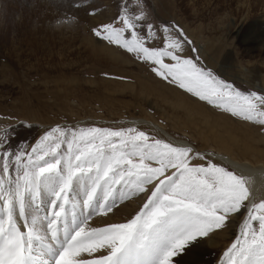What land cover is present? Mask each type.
Here are the masks:
<instances>
[{
	"label": "snow or ice",
	"instance_id": "snow-or-ice-1",
	"mask_svg": "<svg viewBox=\"0 0 264 264\" xmlns=\"http://www.w3.org/2000/svg\"><path fill=\"white\" fill-rule=\"evenodd\" d=\"M117 20L121 27L105 23L94 34L150 61L156 75L171 77L170 83L200 100L264 126V95L242 92L192 59H181L177 52L188 42L182 29L165 26V47L150 48L145 42L156 38L152 24L146 22L147 37L137 31L143 15ZM9 140L7 131L0 134V264H174L191 242L225 228L242 209L247 215L225 253L228 264H264V200L246 205V178L211 159L206 166L193 164L206 157L189 146L136 127L58 125L30 151L13 148ZM150 184L146 202L126 223L89 227L93 215H107L125 195L145 192ZM44 195L45 214L29 215ZM101 249L106 254L95 256Z\"/></svg>",
	"mask_w": 264,
	"mask_h": 264
},
{
	"label": "rangeland",
	"instance_id": "rangeland-1",
	"mask_svg": "<svg viewBox=\"0 0 264 264\" xmlns=\"http://www.w3.org/2000/svg\"><path fill=\"white\" fill-rule=\"evenodd\" d=\"M121 14L133 19L143 15L145 20L137 23L144 26L137 31L146 37V22L152 24L156 38L145 42L150 48L165 47V26L182 29L188 42L177 52L181 59H192L242 92L264 95V0H0V134L9 133L10 145H23L30 151L46 130L58 125L74 129L136 127L169 142L145 123H124L131 118L147 119L190 143L194 152L229 153L238 161L264 164V154L244 152L235 141L226 142L219 136L226 129L230 140L264 151V126L200 100L179 83H170L171 77L165 80L156 75L150 61L137 59L94 34L93 29L105 23L117 21L114 26L121 27L122 21L117 20ZM94 46L109 48L115 56L95 52ZM164 62L175 64L168 58ZM177 101L192 108L194 114L189 116L186 109L174 106ZM206 119L212 123H205ZM218 128L222 131L216 135ZM250 137L263 140L257 143ZM204 156L205 160L193 159L192 163L206 166L211 159L240 174L222 161ZM153 186L119 200L107 213L114 218L109 223H103L105 215L92 216L89 227L126 223L146 202ZM44 196L41 205L47 210L49 197ZM249 201L250 196L244 203ZM133 202L136 206L126 214L125 205L130 207ZM32 208L36 210L35 205ZM245 215L242 209L233 214L228 226L196 240L194 247L205 252L197 264H218L221 253L240 236L241 231L237 232ZM101 250L94 255H103L105 250ZM219 264H228V256Z\"/></svg>",
	"mask_w": 264,
	"mask_h": 264
},
{
	"label": "bare ground",
	"instance_id": "bare-ground-1",
	"mask_svg": "<svg viewBox=\"0 0 264 264\" xmlns=\"http://www.w3.org/2000/svg\"><path fill=\"white\" fill-rule=\"evenodd\" d=\"M90 40V39H89ZM262 44H264V43H262ZM90 46L92 45V44H89ZM96 45V44H95ZM89 47V46H88ZM92 49H94V51L95 52H100V53H102L103 51H105V52H108L109 54H112V55H114V53L109 49V48H106V47H102V46H94V48H92ZM112 49V48H111ZM89 51V50H88ZM102 51V52H101ZM89 53V52H88ZM91 53V52H90ZM93 55H94V52L92 53ZM107 55V54H106ZM111 55V56H112ZM261 55V54H260ZM96 56H97V54H96ZM101 56V55H100ZM100 56H98V57H100ZM105 56V55H104ZM110 56V55H109ZM115 56V55H114ZM113 56V57H114ZM91 57V56H90ZM107 57V56H106ZM257 87H261L260 85H257ZM262 88V87H261ZM262 89H264V88H262ZM150 95V94H149ZM156 98V97H155ZM168 99V98H167ZM169 101V100H168ZM173 103V102H172ZM171 103V104H172ZM173 105L174 106H176L177 108L179 107V108H182V109H186L185 110V112L186 113H188V115L190 116V115H193L194 114V110L192 109V108H190V107H187V106H185L184 104H182V103H179V101H177V102H175V103H173ZM171 106V105H170ZM173 106V107H174ZM196 116V115H195ZM198 116V115H197ZM202 117V116H201ZM204 117V116H203ZM190 120V119H189ZM193 121V120H192ZM205 123H208L209 121L206 119L205 121H204ZM124 123H126V124H131V125H135V124H137V125H147V126H149V127H151L153 130H155L160 136H162L163 138H165L167 141H169V142H172V143H174V144H182V145H186V146H190V147H192L193 148V146H191L190 145V143H187V141H185V140H181V139H177V138H175V137H173L170 133H168L166 130H165V128L163 127V126H160L158 123H155V122H152V121H149V120H142V119H127V120H125L124 121ZM142 123H145V124H142ZM212 123V121L211 122H209V124H211ZM219 125L220 124H218V127H219ZM213 126H215V125H213ZM156 127L160 130H157L156 129ZM219 131H222L221 129H217L216 131H215V134L216 135H219ZM223 132H225L227 135H229V136H231V134H228V132H227V130L225 129ZM219 135L220 137H222L226 142H227V140H228V142H234L235 141V143L236 144H238V145H236V146H238L239 148H241L244 152L245 151H247V152H255V153H261V154H264V151L263 150H260V149H254L252 146H249V144H246V143H240V141H237L236 139H229V137L227 136V135ZM250 134V133H249ZM252 140H253V142H255V141H257V143H261L262 142V140L263 139H260V138H258L257 139V137L255 138V137H250ZM245 140V139H244ZM252 142V141H251ZM264 143V142H263ZM223 144H226V143H223ZM235 146V147H236ZM228 149V148H227ZM202 154L203 155H208V156H211V157H213L214 159H216V160H219V161H222L223 163H225V164H227V165H229V166H231L232 168H234L235 170H237L241 175H243L245 178H246V180H247V186H248V188H249V190H250V201H254L255 203H259V202H261V200H264V164H262L261 163V165H252L250 162H247V161H245V162H243V161H238V160H236V159H234L229 153H217V154H213L212 152H202ZM252 155V154H251ZM212 158V159H213ZM43 197H45V196H42V199H45V198H43ZM139 199V198H138ZM134 201V200H133ZM135 201H137V200H135ZM137 203V202H136ZM136 203H132L131 204V206L129 207V204L127 203L125 206L127 207L126 208V214H127V212H129L128 211V209H132V208H134L136 205ZM34 208H32V209H29V215H33V214H35V215H38L37 214V211L36 210H33ZM123 209H125V208H123ZM45 212H46V209H45V207H43L42 209H41V211H40V215L39 216H43L44 214H45ZM130 212H131V210H130ZM127 216V215H126ZM105 219H107V220H104L105 222H103V223H106L107 221H108V223H109V221H112L114 218H113V216H112V214L110 213V214H107V215H105ZM244 217H246V215L244 216ZM103 219V218H102ZM244 219V218H243ZM98 220V219H97ZM116 220V219H115ZM100 221V220H99ZM243 221V220H242ZM127 222V221H126ZM98 223V222H97ZM114 223H115V221H114ZM117 223V222H116ZM91 225V224H90ZM96 225H98V227H99V225H102V224H96ZM105 225V224H104ZM241 225H242V223H241ZM241 225H239L240 227H239V230H238V232H237V234H240L239 232L241 231ZM237 226V225H236ZM93 227V226H92ZM96 227V226H95ZM237 229V228H236ZM235 229V230H236ZM232 232V231H231ZM227 236L229 237L230 235L229 234H227ZM226 236V237H227ZM225 237V238H226ZM216 238H217V236H216ZM214 239H215V237H214ZM214 239H213V241H214ZM221 239V238H220ZM219 239V240H220ZM213 241H211V243H213ZM217 242V241H216ZM195 244H196V241H194V242H191L190 243V245H188L186 248H185V250H184V252L182 253V254H180L179 256H177V257H174L173 258V262H174V264H197V263H199V262H201V261H203V259L205 258V252L204 251H202V249H199V250H197V248L196 247H194L195 246ZM210 244V243H209ZM213 244H211V246H212ZM232 245V244H231ZM230 246V245H229ZM209 248V247H208ZM229 249V248H228ZM227 249V250H228ZM227 250H225L224 252H222L221 253V255L219 256V259H218V264L221 262V260H223V258L225 257V253H226V251ZM102 250H100V252H101ZM189 251V252H188ZM102 253V252H101ZM104 254H106V253H104ZM224 256V257H223Z\"/></svg>",
	"mask_w": 264,
	"mask_h": 264
}]
</instances>
